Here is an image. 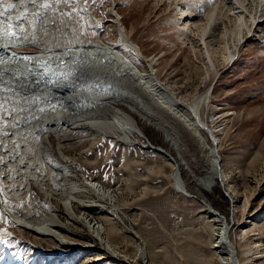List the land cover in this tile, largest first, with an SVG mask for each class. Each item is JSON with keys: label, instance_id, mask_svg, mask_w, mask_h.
I'll return each instance as SVG.
<instances>
[{"label": "rangeland", "instance_id": "374dc122", "mask_svg": "<svg viewBox=\"0 0 264 264\" xmlns=\"http://www.w3.org/2000/svg\"><path fill=\"white\" fill-rule=\"evenodd\" d=\"M178 1L0 0V43L8 44L0 47L7 50L8 46L15 45L14 51L19 53L41 51L31 54L41 55L32 59L38 63L33 67L35 63L31 59L27 61L18 53L0 51V66L9 67L8 73L22 71L17 68L22 65L25 72H42L46 76L50 72L53 74L50 77L59 79L72 74L68 77L70 87L66 89L81 87L83 93L107 89V86L116 89L124 86L122 90L133 94L140 106L168 122L180 141L177 149L165 132L132 111L128 104L112 99L106 101L130 112L144 136L126 130L117 131L115 136L97 133L85 123L75 125L68 135L59 138L50 135L49 162L65 171L66 182L72 184L83 179L96 182L102 189L113 192L112 203L121 211L120 218H114L112 223L111 239L118 252L116 257L106 249L101 250V244L82 219L67 220L61 201L45 196L31 182V194L39 208L54 212L65 223L70 246L61 247L58 238H43L28 232L8 216L2 205L6 198L4 191L13 193L14 188H10L13 183L34 173L41 175L49 189L54 188L34 152V136L22 128L11 130L10 117L5 114L6 104L13 102L9 99L11 95L27 99L43 93L36 88L0 81L1 93L5 95L0 94V125L5 126L0 127V136L11 137L19 146L11 153L10 150L0 153V264L19 257L21 264H217L219 258L212 245L217 246V251L223 250L222 257L231 255L237 245V258L232 256L237 264H264V257H258L259 252L264 255V29L254 32L251 27L247 32L244 27V39L230 38L233 54L226 60L220 52L222 43L214 39L204 48L203 38L193 36L187 29L189 24L178 23L179 14L188 11L187 4L181 6L184 8L181 11ZM197 5L194 16L201 18L207 4L202 1ZM218 29L221 24L213 34H218ZM91 39L103 50V54L98 52V57L97 51L92 57L93 51L84 46V41ZM24 41L29 45L17 47L26 44ZM69 51H73V59L66 63L60 60ZM82 52L89 56L80 58ZM232 57L234 60L230 62ZM115 58L130 66L126 69L132 73V76L113 79L117 87L113 81L99 87L95 82L84 83L74 69L78 64L87 65L93 71H108L111 77L113 70H118H111L109 63ZM73 61L75 66L71 70L68 67ZM39 68L42 70L38 71ZM154 73L163 91L146 88ZM171 90L184 102L202 100L199 115L206 124L203 129L197 121L194 124L200 130L190 124L193 118L180 107V102L174 109L165 103H173L167 101ZM53 94L56 95H46L43 99L63 93ZM63 107L66 117L86 111H77L67 101ZM177 108H181L179 113L175 111ZM89 109L85 114L92 112L94 116L96 108ZM209 129L215 131L219 142L209 136ZM200 134L204 137L202 141ZM211 141L215 142L212 152L218 156L217 164L225 182L221 185L214 181L203 188L194 175L203 174L201 161L208 159L206 146ZM150 145L164 149L176 166ZM176 167L185 184L184 191L194 197L176 188ZM9 196L7 200L16 207L26 201ZM77 196L82 200V204L73 203L77 216L87 214L105 223L108 209L101 204L107 199L90 190ZM221 219L228 229H224ZM245 230H251L252 235L243 238ZM214 237L216 243L212 244Z\"/></svg>", "mask_w": 264, "mask_h": 264}, {"label": "bare ground", "instance_id": "6f19581e", "mask_svg": "<svg viewBox=\"0 0 264 264\" xmlns=\"http://www.w3.org/2000/svg\"><path fill=\"white\" fill-rule=\"evenodd\" d=\"M202 1H204V3H206L207 6L203 10V15L201 14L202 17L199 18L197 14L194 16L195 14L194 12L197 9L196 5L198 3H202ZM177 4H180L181 11L184 10V8L182 9L181 6L184 7L185 4H187L185 9H188L187 12L186 10H184L181 14H179L180 16L177 17L178 23L182 24L183 26H186L189 24L187 26V29L189 30V32L192 33L193 36L197 38H203L202 43L205 44L204 48H207L208 44L210 45V41L214 39H216L218 43H222L220 45V52L222 53L223 57L226 60H228L233 54V52L229 48L230 38H236L238 36H241L240 39H244L245 37L243 36H246V32L243 33L244 27L247 30V32H249L251 27H253L254 32L262 31L264 29V3L262 0H191V1L190 0H183V1L179 0ZM59 6L60 5L58 4L56 5L57 9H59ZM219 24H221V29L220 30L218 29L219 32L218 34L216 33L215 35L213 33L216 30V28L219 26ZM26 42L24 41V43ZM84 44H85L84 46H87L88 49L93 51V54L91 53V56L94 55V52L96 51H97L96 53L103 51L101 47L97 43L94 42L93 39L85 40ZM7 45L8 44L5 45L4 43L3 44L0 43V46H7ZM28 45H29L28 43L20 44V45H17V47L28 46ZM14 46L13 47L8 46L9 49L7 50H3V47H0V51L2 52L9 51V52L18 53L19 57H22V58L24 57V59L27 61L29 59L32 60L33 58L37 59L41 57V55L39 56L31 55V54H39L38 52H41V51H30V52H22V53L20 52L19 53L17 51L16 52L14 51ZM72 52L69 51V53L63 54L60 57V60L65 61V63L66 61L70 62L68 60L73 59V56L71 55ZM209 52L208 50L206 51L208 56L210 55ZM96 53H95V56L98 57L100 53H98V55H96ZM137 53H139V51H137ZM82 54L83 52L81 53V55ZM87 56L89 55L85 53L84 55H82V57H80V53H79L80 58H84ZM115 59L116 60H113V61L111 60L112 62L110 61L109 63L111 66V70L115 68H118V70H113L114 73H112L111 77L108 76L109 75L108 71H105L107 73L100 71L99 69L100 67L98 68L99 70L93 71L94 69L93 66H92L93 68L92 70L89 69L87 65L83 66L82 64H78L75 66L74 61L71 64L68 63L70 65L68 68L71 69L72 66L74 65L75 66L74 69L76 68L77 73L79 74V77H81V81H84V83L95 82L98 84V87H99V84L106 85L107 83L115 82L113 79L118 78V76L119 78L127 77V75L132 76V73H129L131 71L126 69V67H130V66L124 65L123 60L120 58H115ZM208 59L211 60L210 56L208 57ZM232 59L233 57L231 58L230 62L232 61ZM32 61L35 63L34 65H32V67L38 64L37 62H35L36 60H32ZM59 63L63 65L62 62H59ZM209 63H213V62H209ZM123 66H125V68L122 69ZM2 67L0 66V81H3L4 83L12 82V83H15L16 85H19L20 87H25L27 89L36 88V89H39V92L43 93V95L41 96L37 94L35 96L29 95L30 98H27V99L25 98V96L22 97L20 94H19L20 97L11 95L9 99L12 100L13 102L6 104L5 114H7L10 117V123L12 124V126H10L11 130L12 129L15 130V128H22L23 131L25 130V132L27 133L29 132L30 134L34 136V141H35L34 144L36 145V150L34 152L36 153L37 159L40 162V164L43 165L45 170H47L48 172L47 177L52 181L51 182L49 180L51 184L53 183V188H54L53 190L49 189L46 185L47 184L46 181L44 182L43 178L39 177L41 175L39 176L37 175L38 173L37 174L34 173V175L31 174V176H27L26 178H23V179L20 178L21 180L16 179V181L18 180V182L10 179L11 181L16 182L15 184L13 183L14 185L12 184L13 186L12 185L10 186V188L11 187L14 188V191L13 193L4 191V196L6 198L3 200V204H2L4 209L8 213V216H10L14 222L22 225L24 228H26L28 232H31L35 234L36 236H40L43 238L48 237L52 239L58 238L61 244V247L70 246L69 245L70 242L68 241L70 237H69V234L66 233V229H65L66 226H65L64 221H62L61 218L54 212L44 210V209L42 210V208H39V206L36 204L35 200L33 199L32 194H31V182H33L43 191L45 196L47 197L54 196L61 201L64 211H65L64 215L66 216L67 220L80 221L79 219H82V222L85 224L88 230L92 233L95 239L98 240V242L101 244L102 246L101 250L106 249L108 250L106 251L107 253H110L111 255H116L117 257L118 252L116 251L113 245V241L111 239L113 235L111 233L113 231L112 227L114 228L112 224L114 222L113 220L114 218H117V219L120 218L121 211L117 206H115L112 203L114 199L113 192L107 189L106 190L102 189V186L88 179L87 180L83 179L80 182L68 184L66 182L67 177H66L65 171L62 170V168L56 165H53L49 162V157H48V147L50 145L49 136L54 135L55 137L59 138V137L68 135L71 131L70 129L80 123L82 124L85 123L89 125L97 133H108L112 136H115L117 135V131L126 130L127 132H135L138 136H141V135L144 136L134 116L130 112H127L123 110L122 108L115 106L112 103L107 102L106 101L107 99L120 100L121 102H124L126 105L128 104L127 106H129L132 111H135L140 116H143L145 120H148L152 125H154L158 129L165 132L167 136H169L168 141L172 142L178 149L180 141L177 139L176 133L174 134V131L168 122H164L163 119L155 117L156 115L154 116L146 108L140 106L139 100L133 94L128 93V91L126 90H122L124 86L121 89L119 88L116 89V88H113V86L112 88H109V86L106 85L109 89L108 88L101 89L95 92H89L85 90L86 92L83 93V91L82 92L80 91L81 87H76L74 90L66 89V87L67 88L70 87L71 81L68 79V77L71 78L72 74H69L68 77L67 76L64 77V79H62L63 77L59 79L60 77L57 78L58 76L50 77V75H53L50 72L48 73L47 76L43 75L42 72L40 73H35L32 71L25 72L23 71L24 67L22 65H19L17 67L21 69L22 71L11 69L12 70L10 71L11 73L7 72L9 67L7 66L3 68ZM42 68H39L38 71H41ZM101 70L103 69L101 68ZM151 73H153V71ZM152 76H154V79H152V82L145 84L146 88L147 87L151 88L155 90L156 92H158V90L163 91L164 90L162 88L163 86L161 85L160 80L158 79L157 75L154 73V75ZM139 77L141 76H138V78ZM138 78L132 77V79L134 80H138ZM39 87L43 89H40ZM114 87H117L116 82H115ZM55 91L58 93L61 92L63 94L58 95V96H53L51 98L43 99V96H46V95H50V94L56 95V94H53ZM0 94L5 96L3 93H1V90H0ZM66 101L73 103V105L75 106V109L80 112L84 110L87 111V109L89 108H92V109L96 108V110L93 111L94 116H91L92 112H90L91 115L85 114L87 113L85 111L83 114L76 115L75 117L73 116L66 117V115H64L63 113V108H64L63 106ZM167 101H173V103L165 102L168 106H170L173 109L175 106L179 105V102H180L181 103L180 107L189 111L191 118H193L190 124L193 127H196L197 130L198 129L200 130V128L201 129L204 128L202 126H205L206 124L202 121L199 115V104H201V101H202L200 98L197 100H193L191 102H184V101H181L180 99H177L176 94L174 93L173 90H171V97L168 98ZM174 102H178V104L177 103L175 104ZM181 108H177L175 111L179 113ZM196 121L200 124V128L198 127V125L196 126L194 124V122L196 123ZM7 124H9V122ZM0 127L4 128L5 126L0 125ZM208 132H209V136L212 139H217V136L215 135L214 130L209 129ZM20 133H22V131ZM199 136H202V135L200 134ZM202 139H204L203 136L200 138V141H202ZM214 146H215L214 141H211V144H208L206 146L208 150L205 154H207L208 159L206 161H203V160L201 161L203 174L200 175L199 177L194 175V179L196 180V182L203 188L209 187L211 183H213L214 181H219L221 185H222L221 182H225V179L222 176V171L220 167H218L219 164L217 165L218 156L212 152ZM15 147L17 148L19 146H17V143H14L12 141L11 137L6 136V135L5 137L4 135L0 136V151L10 150V153H11L12 151H14V149L16 150ZM20 151H22V149ZM31 152L33 153V151ZM0 153L6 154L5 151L0 152ZM169 156L170 155H166V157L171 159L173 166H176L175 160L172 159L171 156L170 157ZM177 168L178 167H176L175 169L177 174L174 175V182H175V185L177 186V189L180 188L184 191L185 184ZM87 190H90L91 192L94 191V193L99 195L102 199L104 198V200L105 199L108 200V201H105L104 204H101L102 208L108 209V215L105 218V223H100V222L95 221L94 220L95 217L92 218L90 215L82 214L80 216H77V214L75 213L74 208H73L74 206L73 203L82 204V200L77 196V194L82 191H87ZM9 194L11 195V197H15V199H23V200L25 199L26 201L20 207H16L14 204H12L11 202L7 200V198H10ZM262 211L264 213V209ZM220 222L222 223L225 230L228 229V225L224 224L222 219L220 220ZM249 231L251 230L244 231L243 238L244 237L248 238L249 235H252V234H249ZM246 233L248 234L245 235ZM227 234H228V231H227ZM227 238L231 240L229 235ZM215 239L216 237H214L212 244L216 243ZM221 244L225 245V242H222ZM247 245L248 243H246V246ZM236 246L237 245H234L233 250L231 251V255H228L227 257H222V254L223 255L225 254L223 250L217 251L216 250L217 246L212 245V247L215 249V254L219 258V263L217 264H237V261L235 260V258L232 257V256H235L237 258L238 250ZM258 257H264V255H262V252H259ZM99 259L100 258H98V260Z\"/></svg>", "mask_w": 264, "mask_h": 264}, {"label": "water", "instance_id": "95a60500", "mask_svg": "<svg viewBox=\"0 0 264 264\" xmlns=\"http://www.w3.org/2000/svg\"><path fill=\"white\" fill-rule=\"evenodd\" d=\"M150 147L151 148H153V149H156V150H158L159 152H161V153H163V154H165V155H169L167 152H165V150H163L162 148H159V147H155V146H153V145H150ZM218 165V164H217ZM219 166V165H218ZM218 168V167H217ZM177 188V187H176ZM184 193H185V195H187V196H192V197H194L192 194H190V193H187V192H185L184 191Z\"/></svg>", "mask_w": 264, "mask_h": 264}]
</instances>
